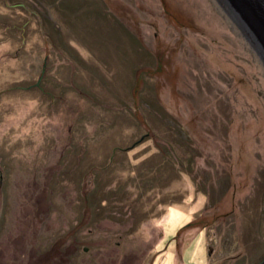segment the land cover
Returning <instances> with one entry per match:
<instances>
[{"label": "rangeland", "instance_id": "1", "mask_svg": "<svg viewBox=\"0 0 264 264\" xmlns=\"http://www.w3.org/2000/svg\"><path fill=\"white\" fill-rule=\"evenodd\" d=\"M247 25L226 0H0V264H259Z\"/></svg>", "mask_w": 264, "mask_h": 264}, {"label": "water", "instance_id": "2", "mask_svg": "<svg viewBox=\"0 0 264 264\" xmlns=\"http://www.w3.org/2000/svg\"><path fill=\"white\" fill-rule=\"evenodd\" d=\"M237 9L242 19L248 23L247 28L254 31L253 36L257 35L264 47V0H226ZM262 47V48H263ZM264 264V259L259 263Z\"/></svg>", "mask_w": 264, "mask_h": 264}, {"label": "bare ground", "instance_id": "3", "mask_svg": "<svg viewBox=\"0 0 264 264\" xmlns=\"http://www.w3.org/2000/svg\"><path fill=\"white\" fill-rule=\"evenodd\" d=\"M235 11L238 13V11H237V9L235 8ZM251 31V30H250ZM255 37L257 38L258 36L257 35H255Z\"/></svg>", "mask_w": 264, "mask_h": 264}, {"label": "trees", "instance_id": "4", "mask_svg": "<svg viewBox=\"0 0 264 264\" xmlns=\"http://www.w3.org/2000/svg\"><path fill=\"white\" fill-rule=\"evenodd\" d=\"M188 225H189V224H188ZM188 225H186V226H188ZM186 226H185V227H186ZM185 227H184V228H185Z\"/></svg>", "mask_w": 264, "mask_h": 264}]
</instances>
